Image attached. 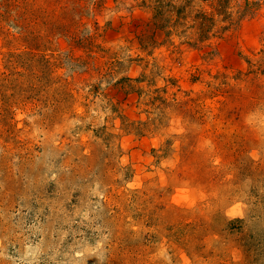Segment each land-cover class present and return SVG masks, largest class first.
Wrapping results in <instances>:
<instances>
[{"label": "rangeland", "instance_id": "374dc122", "mask_svg": "<svg viewBox=\"0 0 264 264\" xmlns=\"http://www.w3.org/2000/svg\"><path fill=\"white\" fill-rule=\"evenodd\" d=\"M0 264H264V0H0Z\"/></svg>", "mask_w": 264, "mask_h": 264}]
</instances>
